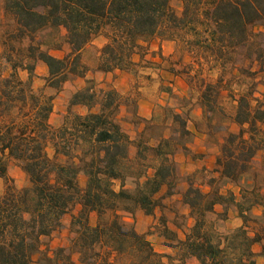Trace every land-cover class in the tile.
I'll return each instance as SVG.
<instances>
[{
  "label": "trees",
  "instance_id": "obj_1",
  "mask_svg": "<svg viewBox=\"0 0 264 264\" xmlns=\"http://www.w3.org/2000/svg\"><path fill=\"white\" fill-rule=\"evenodd\" d=\"M174 1L5 0L14 28L5 32L0 52L9 69L7 75L0 70V180L6 181L0 193V264H258L257 256H264V194L255 183L242 182L264 151V103L255 104L252 87L235 99L231 123L238 130L225 128L216 161L220 177L206 182L208 190L187 178L181 203L193 223L184 238L160 217L159 235L172 254L158 252L125 216L134 218L138 211L155 216L163 200L178 193L182 178L175 156L192 136L187 119L164 107L166 116L172 113V124L163 126L169 134L154 136L155 124L134 112L132 123L146 124L132 136L118 119L124 105L119 92L96 90L87 80L72 95L64 123L54 128V97L33 88L39 63L48 71L45 86L57 91L71 77H85L81 52L99 36L107 39L98 66L103 73L131 71L133 56L143 55L156 38L183 40L223 71L235 65L240 49L248 60L264 64V32L254 29L264 25V0H177L181 11ZM49 29L66 31L71 51L65 57L54 56L49 43L38 39ZM20 72L27 73L26 80ZM223 80L221 74L205 84L200 99L205 112L212 113ZM75 106L87 113H73ZM11 162L27 177L26 186L12 185ZM221 182L240 186V197L224 192ZM76 209L69 246L51 249L47 239ZM232 209L240 225L223 230Z\"/></svg>",
  "mask_w": 264,
  "mask_h": 264
},
{
  "label": "rangeland",
  "instance_id": "obj_2",
  "mask_svg": "<svg viewBox=\"0 0 264 264\" xmlns=\"http://www.w3.org/2000/svg\"><path fill=\"white\" fill-rule=\"evenodd\" d=\"M4 4L5 0H0V52L5 32L8 29L14 28L13 19L6 14ZM173 6L178 11H181L182 9V3L180 1L175 0ZM254 29L256 31L264 32V25H257ZM65 35L66 31L64 29H49L39 34L38 39L49 43V46H51V54L62 58L68 55L71 51L70 46L66 43ZM157 39L158 38L151 40L149 42L150 44L147 45L143 55H149V58L145 59V63L140 67H161L171 73H173L172 69L174 68L177 72L173 74L184 79L189 86L186 97L182 95L180 90L174 91L175 86L171 87L169 85L170 80L168 78H162L160 77L161 75L157 76L155 72V77L150 79V76L152 75H147L145 73L150 72V70H142L135 66L129 72L124 71L129 74V79H127L126 75H117L114 72L104 74L103 72L98 71L101 48L107 42V39L103 36L94 38L81 52L82 63L87 68L85 77H71L70 80L63 85L61 90L57 91L45 86L44 78L48 75V71L43 63H39L32 85L36 91L42 90L47 96L54 97L53 113L50 118V123L54 128H58L64 123L66 116L69 114L68 106L72 95L78 90L84 88L87 80H93V86L96 90H116L121 95L122 102L124 103L120 108L118 119H120L123 127L132 136H135L139 131V128L142 125L145 126L146 122H141L138 126H135L132 123V117H128L126 113H137V102L141 98V95L148 94L156 104L153 109L152 118L148 121L155 124V130L153 133L154 136H158L161 134V131L169 134V130H166V127L164 129L163 126H165V123L167 127L172 124V113L168 112L166 116V112L163 110L164 107L169 108L168 110L172 109L175 112L182 114V116L187 119L188 128H194V118L196 116V111L201 107L200 99L205 84L207 82H216L222 74L224 80L221 84L220 95L216 96L213 100L214 109L212 113L204 112V120L202 119L199 121L200 124L198 128L204 134L211 128L210 135L205 140L201 141V146L203 147V150L205 149V153H194V150L188 147L190 143L194 142V136H191V138L188 139L189 142L186 144L187 149H178L175 156V159L178 162L179 174L182 178L178 186V193L173 197L165 198L163 200L165 207L157 210L155 216H147L142 211H138L134 218H131L128 215L125 216V220L128 223L133 224L138 232L148 234L149 239L158 252L172 254L173 251L166 245L167 241L159 235L161 230V227H158L160 226V217L162 215L165 216L169 228L176 230L179 236L184 238V234L193 223L188 217V208L181 203V194L188 186L187 178L189 176L197 185H203L204 190L209 189L206 186V182L212 178V174L205 173L206 169L205 171H197L194 175H190V172L195 167L200 168L201 166H204L206 168V165H210V159L215 157L216 148H218V145L220 146V141H223L226 136V127H229L232 131L238 130V127L231 123V117L235 115L237 107L235 99L237 96L244 94L249 87H252L254 93H260L261 90H264V64L260 65L255 61L248 60L245 56V50L240 49L235 56V65L229 64L227 70L223 71L221 64L214 63L212 58L207 60V56L202 55L196 51V49L195 53H192L194 48H188L183 40L178 41L177 43L172 41L175 43V51L171 56H162L161 51H150L155 48L152 41ZM158 54V60L152 61V57H158ZM0 70H2L5 75L9 73V69L4 66L3 62H1V58ZM20 76L24 80L28 77L25 72H20ZM178 86L180 87V84H178ZM168 90L169 94L164 92ZM125 106H128V111L126 112H124ZM72 111L75 114L87 113L86 108L81 106L73 107ZM208 116L211 117V120L208 119ZM164 119L166 120L165 122ZM207 121L211 123L210 126L206 123ZM48 152L51 156L54 155V149L52 146H49ZM9 178L13 180L12 185L18 189L26 186L28 182L27 177L21 168L14 162L10 163ZM242 182L245 185L255 183L261 188V192L264 194V151L256 156L251 171L244 175ZM80 183L82 186L85 184V178L83 176L80 177ZM220 184L221 189L224 192L232 190L238 198L240 197V186L226 182H221ZM5 186L6 181L0 180V193L4 190ZM164 193L161 192L159 196H162ZM77 210L78 209L67 215L63 219L62 227L47 239L51 249L69 246L72 238V234L69 231V222L71 216L77 213ZM259 213L260 210H255V214ZM91 220L92 223L95 224L97 222V216L92 215ZM239 225L240 221L232 209L230 211L229 220L224 223L222 229L229 230L236 228ZM169 250H171V252H169ZM258 264H264V257L261 256V258H259Z\"/></svg>",
  "mask_w": 264,
  "mask_h": 264
},
{
  "label": "crops",
  "instance_id": "obj_3",
  "mask_svg": "<svg viewBox=\"0 0 264 264\" xmlns=\"http://www.w3.org/2000/svg\"><path fill=\"white\" fill-rule=\"evenodd\" d=\"M150 44V43H149ZM152 44L155 45V48H153L150 51H161L162 52V56H171L174 51H175V43L172 41H162L160 39L154 40L152 41ZM168 49V50H167ZM149 55H142V54H135L133 56V60L136 63V68H140V69H145V70H150V72H145L147 75H152L150 76V79L152 77H155V75L157 74V76L161 75L160 77L162 78H168L170 80L169 85L171 87H174V91L180 90V92L182 93V95L184 97H186L187 93H188V84L186 83V81H184V79L180 78L179 76L174 75L173 73H171L168 70H165L163 68H144V67H140L145 63V59H148ZM159 58V54L158 57H152V61H157ZM156 72V74H154ZM115 74H119V75H123L127 77V79H129V74L124 72V71H116L114 72ZM104 74H110V73H104ZM149 77V76H148ZM178 84H180V87L178 86ZM171 89V88H170ZM172 90V89H171ZM165 93L167 92V94H169V90L168 91H164ZM254 97H255V103L260 102V103H264V90H261L260 93H254ZM236 103V102H235ZM156 104L154 103V100L152 99L151 96H148V94L146 95H141V98L139 99V101L137 102V116L140 119L143 120H150L152 118V113H153V109L154 106ZM201 106V105H200ZM128 111V106L124 107V112ZM204 108L201 106L197 111H196V116H195V127L194 128H189L190 131L192 132V136H194V142L190 143L188 145V147L190 149L194 150V153H205V149L203 150V147L201 146V141L205 140L211 133V128L208 129L207 133H203L202 131L199 130L198 126L200 124L199 121H201L202 119L204 120ZM126 115L128 117H132V113H126ZM206 120V119H205ZM208 123V125L210 126L211 123L210 122H206ZM144 128V125H142L139 128V131L142 130ZM223 141H220V145ZM201 146V147H200ZM220 154V146L218 145V148H216V152H215V157H212L210 159V165H206V168L204 166H201L200 168L195 167L193 170H191L190 175H194L197 171H205V173L207 174H212V177H216L219 178L220 177V173L217 171V166H216V161L217 158ZM205 165V164H204ZM199 169V170H198ZM208 169V170H207ZM201 187H204L203 185H200ZM232 187V186H230ZM166 191V188H164L162 190V192L164 193ZM221 209V207H218V210ZM254 251L257 254H260L261 252V247L259 245H255L254 246ZM169 252H171V250H169ZM264 257V256H262ZM259 258H261L260 255L257 256V263Z\"/></svg>",
  "mask_w": 264,
  "mask_h": 264
}]
</instances>
